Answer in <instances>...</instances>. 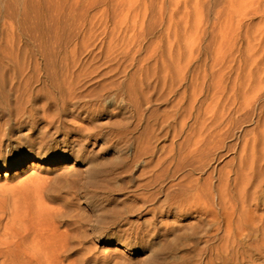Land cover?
<instances>
[{
	"label": "rangeland",
	"instance_id": "1",
	"mask_svg": "<svg viewBox=\"0 0 264 264\" xmlns=\"http://www.w3.org/2000/svg\"><path fill=\"white\" fill-rule=\"evenodd\" d=\"M200 124L223 146L208 174L233 172L224 207L251 215L234 263L264 264V0H0L1 236L40 229L48 264H153L161 246L160 264H205L213 229L160 213L190 169L166 158ZM244 148L257 172L235 180ZM149 178L155 203L129 217ZM116 211L131 225H97Z\"/></svg>",
	"mask_w": 264,
	"mask_h": 264
},
{
	"label": "bare ground",
	"instance_id": "2",
	"mask_svg": "<svg viewBox=\"0 0 264 264\" xmlns=\"http://www.w3.org/2000/svg\"><path fill=\"white\" fill-rule=\"evenodd\" d=\"M258 91L253 90L246 96V103L249 104L257 95ZM214 119V118H213ZM183 120V119H182ZM183 126H186V122H183ZM199 133L192 135V138L187 143V149L176 151L172 146V152L168 155L167 165L168 168L171 165H176L175 171L173 173V178H176L184 164L190 167L187 173H184L181 179L169 186L166 190H161V193L166 192V206L164 210L160 209V213L167 212L169 216H175L180 220H187L192 215H197L199 217L198 224L202 223L205 228L210 227L213 229V238L216 245L208 246L205 249V264H237L236 258L245 254L240 251L238 242L240 239L250 238V233L246 227H248L247 220L248 217L241 212L238 214L235 211L234 206L224 207L226 200L229 199V185L232 171L223 172L220 171L218 178L215 181L214 171L208 174L209 165L205 161L208 155L212 152L220 150L223 146L219 142L210 139L208 135L213 129L207 130L203 124H200ZM248 148H244L240 160L238 170L235 171L236 179H243L242 176L246 178L253 177L257 172V164L255 162V151L249 155ZM137 152V156H140ZM149 156H154L153 153H149ZM166 159L164 162L166 163ZM190 159L189 163L188 160ZM27 163L25 159L21 160L20 166H24ZM263 169V168H258ZM105 172L100 170H94L93 175L100 177L104 175ZM197 175L208 174L207 177L202 179L201 177H195ZM245 178V179H246ZM250 181V180H249ZM97 182L95 187L104 194L107 195H118L124 196L125 190L116 188L114 186L107 187L101 181ZM158 179L153 180L149 178L147 182L139 181L133 183L134 189L127 191L131 192L132 195L128 196L135 199L136 210L130 214L129 217H133L146 209L147 204L153 205L156 201L157 194L154 193L155 183ZM153 192V193H151ZM160 193V192H159ZM159 195V194H158ZM246 201L245 198L243 202ZM116 203V202H114ZM245 203V202H244ZM225 208V220L222 217V213L219 212L218 207ZM155 213V211H153ZM118 219L113 220L116 216L112 215L111 218L108 216L97 217L96 223L100 227L104 228H116L117 226L131 225L128 222L129 217H124L119 214L118 211L115 212ZM247 218V219H246ZM8 227V226H6ZM224 228V229H223ZM8 229V228H7ZM11 234H5V236L0 235V264H48L46 258V252L44 250L45 243L42 236V231L39 229L35 234L25 233L26 230L22 229H10ZM129 230V229H128ZM128 230L117 231L121 232V235L114 236L112 241L118 242L121 240L123 235L128 234ZM132 235V231H130ZM130 235V234H129ZM135 236L137 234L134 233ZM209 243V240L207 241ZM256 247L250 246L252 249L251 253H262L264 256V239L256 242ZM118 251V250H117ZM170 249L165 246H161L159 249L154 251V263H159L164 261L166 258L170 257ZM245 260V259H243Z\"/></svg>",
	"mask_w": 264,
	"mask_h": 264
}]
</instances>
